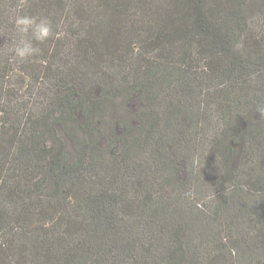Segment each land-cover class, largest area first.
<instances>
[{
	"label": "trees",
	"instance_id": "obj_1",
	"mask_svg": "<svg viewBox=\"0 0 264 264\" xmlns=\"http://www.w3.org/2000/svg\"><path fill=\"white\" fill-rule=\"evenodd\" d=\"M16 3L0 0V264H264V210L227 237L178 197L207 144L224 175H264V0H28L53 26L29 60L9 51Z\"/></svg>",
	"mask_w": 264,
	"mask_h": 264
},
{
	"label": "rangeland",
	"instance_id": "obj_2",
	"mask_svg": "<svg viewBox=\"0 0 264 264\" xmlns=\"http://www.w3.org/2000/svg\"><path fill=\"white\" fill-rule=\"evenodd\" d=\"M219 161L220 159L213 155L210 144L196 152L194 162L189 165L187 173L188 180L192 179V185L184 187L178 197L181 206H187L194 210L196 205L200 208L204 207V211L217 220L216 225L218 224L217 226L222 228L223 235L228 237L229 233L226 234L225 227L230 225L229 223H234L238 219V221H245L244 225L248 226V222L256 219L264 210V190H259L264 188V175L251 176L254 174L251 166L244 163L232 165L236 172L233 177L224 175ZM241 171L247 172V174L238 175ZM219 190L225 197L234 201L235 205L240 204L238 207H241L242 210L238 215L237 211H233L232 214L217 211L213 204L217 201L213 200L211 203L213 197L211 194ZM234 232L236 238L241 236L239 231ZM230 235L233 234L230 233ZM226 257H229L231 262L237 261V255L227 254Z\"/></svg>",
	"mask_w": 264,
	"mask_h": 264
},
{
	"label": "clouds",
	"instance_id": "obj_3",
	"mask_svg": "<svg viewBox=\"0 0 264 264\" xmlns=\"http://www.w3.org/2000/svg\"><path fill=\"white\" fill-rule=\"evenodd\" d=\"M27 3L28 0H17L11 14L15 35L11 38L13 47L9 51L13 58L18 57L22 60L36 57L40 52L37 45L44 43L53 35V26L47 17L23 11Z\"/></svg>",
	"mask_w": 264,
	"mask_h": 264
}]
</instances>
